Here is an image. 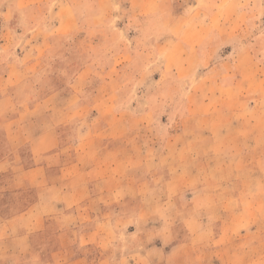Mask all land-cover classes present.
I'll list each match as a JSON object with an SVG mask.
<instances>
[{
  "label": "crops",
  "instance_id": "0c3cea01",
  "mask_svg": "<svg viewBox=\"0 0 264 264\" xmlns=\"http://www.w3.org/2000/svg\"><path fill=\"white\" fill-rule=\"evenodd\" d=\"M128 2L129 24L121 33V48L112 53L109 33L102 27L72 34L77 22L90 20L88 5L111 4L108 0L0 1V264H238L235 241H222L221 236L235 235L236 209L222 208V220L214 215L205 219L202 205H179L181 199L189 201L188 191L173 196L167 189L157 190V181L169 185V175L140 176V144L109 140L106 113L89 114L88 108L114 98L106 87L144 84L143 74L133 71V62L145 53L137 39L145 37L146 23L157 10L155 20L195 23V41L180 54L183 42L168 38L174 33L161 43L151 39L146 53L155 56L143 69L151 72L149 83L162 84L155 63L164 58L160 71L171 75V83L190 72L197 78L201 90L191 93L188 84L189 102L221 100L217 93L225 87L227 101L245 103L243 119L253 128L245 136L253 139L221 145L212 140L210 146L242 150L246 143L250 150L264 148V141H254L255 135L264 136L263 0H195L189 12L179 13L174 9L178 0ZM96 15L101 16L99 9ZM62 41L69 44L67 52L57 48ZM167 43L177 51L175 65L170 64L171 52L161 51ZM72 54L90 59L78 64L70 61ZM126 57L134 61L127 63ZM45 59H52L55 71L76 72L72 77L58 72L51 83L45 78L32 81ZM180 68L185 70L177 74ZM222 76H227L226 84H221ZM92 80L95 88L87 90ZM39 81L49 86L44 93L18 92ZM208 84L211 94L205 96ZM117 96L125 102L130 95ZM188 108L184 119L190 118ZM209 116L215 114L201 117ZM128 148L136 153L124 158ZM118 149H123L121 157L116 156ZM109 153L122 164L120 171L109 173ZM200 192L196 190V198H202ZM201 231L212 236L203 238ZM255 254L256 261L264 256Z\"/></svg>",
  "mask_w": 264,
  "mask_h": 264
},
{
  "label": "rangeland",
  "instance_id": "374dc122",
  "mask_svg": "<svg viewBox=\"0 0 264 264\" xmlns=\"http://www.w3.org/2000/svg\"><path fill=\"white\" fill-rule=\"evenodd\" d=\"M108 1L111 4L105 3L100 7L88 5V13L92 15L90 16V20L86 23L77 22L72 34L78 36L84 30L92 32L102 27V29L109 33L107 46L109 51L114 53L122 46L120 44L121 40H123L121 33L129 24L127 17L131 12V8L129 0ZM116 1L120 2V4H114ZM193 1L195 0H178V5L174 7L175 12H189ZM225 3L223 2V4ZM223 4L220 6V11L223 8L225 9ZM261 8H264V0ZM97 9L100 10L101 16L96 15ZM156 13L157 10L153 12L154 16H151V19L146 23L145 37L137 39L138 45L145 51L144 55H141L135 61L130 57H126L125 60L127 63H132V60L134 61L133 71L143 74L140 81L144 84L134 87L119 84L113 87H106L105 90L110 91L114 98L106 104L101 102L95 104L93 108H88L89 114L92 113L94 115L98 110L106 113L103 124L108 126L107 135L109 140L140 144L139 157H137V162H141L138 171L140 176L146 173L150 177L161 174L162 176L169 175V185L164 186L157 181V190L167 189L173 196L179 195L181 191L189 192V201L185 198L183 201L181 199L179 205L190 204L195 207L202 205L205 212L207 211L205 219H211L214 215V218L220 217L221 220L224 216L221 215L223 213L222 208L226 206L230 210L235 208V216L237 221H239L237 222L238 226L235 235L230 237V235L226 234L224 236L221 234L223 236L222 241H235V247L238 251L235 261L238 264H264L263 254L261 260L256 261L255 259L256 252L264 253L262 249L264 245V148L250 150L246 148V143H243L244 149L242 150H214L210 146L212 140L221 145L230 141L249 142L253 139L250 136L246 139L245 136V133L249 129H253L243 119L246 109L245 103L227 101L226 98L230 93L225 87L222 88L221 86L217 93L221 96V100L216 99L215 101L201 103L193 99L189 102L186 96L187 85L191 84L189 87L191 93L201 90V87L196 84L197 78L190 77L189 75H192V72H190L180 75L177 79H173L176 83H171V75L160 71L163 68L162 64H165L164 58L155 63L158 68L155 70L157 71L156 75L159 76L158 78L162 84L149 83L150 79L148 80V78L151 76V72H144L143 69L145 66H150L155 56L151 52L146 53L152 48L151 39L154 42L161 43L164 40H169L165 36H169V33H174L168 38L183 42L184 47H180V54L181 50L184 51L186 46L193 45L195 41V38L192 36V29L195 28V23L166 19L155 20L159 18L158 14L156 17ZM221 14L224 15V12ZM124 42L127 46L131 47L130 40L124 39ZM170 42L172 43V41ZM68 45L62 41L57 45V48L67 52ZM72 45L70 43V46ZM161 51L171 52L169 56L171 59V63H169L171 65L178 63L175 61L177 51L172 49L171 46L169 47L168 43ZM53 56L55 54L49 55L47 58H52ZM92 56L94 58L95 53ZM69 58L71 59L70 61L78 64L90 59L87 55L83 57V55L80 56L78 54H72ZM43 64L40 63L41 69L37 70V72L35 71L34 77L31 78L32 81L36 82L38 79L45 78L47 82L51 83V78L55 77L58 72H67L68 75L70 74V77L76 72V69L55 71L52 59H45ZM184 70L180 68L176 73H183ZM152 73H154V70ZM221 80V84H226L227 76H222ZM43 81H39L38 84L32 85L28 83L23 85L19 88L18 92L31 95L44 93L49 89V86L43 84ZM93 82L92 80L89 83L87 90L95 88ZM120 92L129 93V100L119 102L117 95ZM204 93H206L205 96L211 94L209 84L205 88ZM188 105L190 108V118L184 119L185 108ZM258 106L256 107L257 113L254 114L256 122H259L258 111H260V107ZM121 109L124 110V113H121V115L117 114ZM132 110L136 115L140 113L139 117H133ZM233 111L236 112L235 116L231 114ZM209 113H214L215 116L201 117ZM87 120H89L88 116ZM255 129H258L257 126ZM254 132L258 133L259 131ZM254 141H257L258 145H260V142L264 141V136L260 138L255 135ZM121 150L123 149L116 150V156L121 157ZM123 151H125L124 158H129L131 152L136 153V151L129 148ZM113 152L115 153V151ZM214 156L219 158V160L214 162ZM114 157L109 153V173H114L118 169L119 171L121 170L122 164L116 162L113 159ZM231 160V164H227ZM111 168L113 169L111 170ZM143 190L146 191L147 189L143 188ZM196 190H201L200 195L202 198L200 196L196 198ZM191 196H194V198L191 199ZM215 209H217L216 212L211 213ZM243 209L247 210L246 214L242 212ZM227 224L228 221L225 222V225ZM250 228L253 229L251 230ZM250 231L252 232L250 233ZM201 234L203 238L212 236L211 232L206 231H201ZM228 237L230 238L228 239ZM258 242L260 244L255 246ZM221 247L226 249L228 246H224L223 243ZM224 256L227 257L226 254Z\"/></svg>",
  "mask_w": 264,
  "mask_h": 264
}]
</instances>
